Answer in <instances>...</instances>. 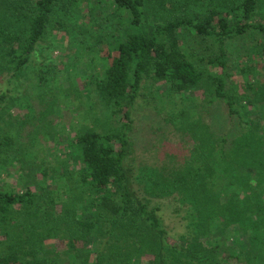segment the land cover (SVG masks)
I'll return each mask as SVG.
<instances>
[{
    "label": "trees",
    "instance_id": "1",
    "mask_svg": "<svg viewBox=\"0 0 264 264\" xmlns=\"http://www.w3.org/2000/svg\"><path fill=\"white\" fill-rule=\"evenodd\" d=\"M226 3L180 13L175 0H0V76L21 74L57 16L87 7L110 22L108 55L92 82L118 118L73 138L81 165L66 177L68 190H0V264H264V240L248 236L264 221V193L255 191L264 170V14L258 0ZM148 82L168 97L204 88L206 105L222 104L239 128L215 133L201 121L205 110L197 116L192 158L164 179L191 210L180 221L152 201L128 162L133 110ZM9 103L0 106L2 121L16 101ZM191 113L167 120L192 131ZM13 137L0 131V146H13ZM63 238V247L53 242ZM140 250L150 257L138 259Z\"/></svg>",
    "mask_w": 264,
    "mask_h": 264
},
{
    "label": "rangeland",
    "instance_id": "2",
    "mask_svg": "<svg viewBox=\"0 0 264 264\" xmlns=\"http://www.w3.org/2000/svg\"><path fill=\"white\" fill-rule=\"evenodd\" d=\"M175 1V11L180 13L191 8L205 9L213 5L210 3L227 6V0ZM258 1L259 19H263L264 0ZM104 9L105 4L102 5L103 12ZM93 12L84 7L68 17H55L47 35L38 44V56H32L21 74L0 76V95L6 94L7 100L0 106H7L11 99L16 101L10 115L4 114L5 120H0V131L10 132L15 140L13 146H0V190L24 192L29 189L34 193L44 188L60 189L59 192L68 190L66 177L74 176L81 165L78 149L72 145L73 138L86 128L104 132L118 121L111 117L108 105L98 96L92 82L104 68L103 57L108 55L107 43L110 42L108 29L112 27L110 22ZM236 56L234 54L233 59ZM258 66H263L261 61ZM39 67L46 74L43 82L38 76ZM143 92L133 110L135 131L128 162L134 165L143 190L152 193V201L161 204L166 213L168 209V217L180 221L187 218L191 210L173 199L167 191L172 187L164 179L192 158L195 143L192 134L199 129L197 116L205 110L201 121L215 133L235 135L239 128L228 119L222 104L206 105L205 89L199 86L191 94L168 97L161 83L148 82ZM183 108L193 111L189 117L192 131L167 120L174 111ZM255 191L264 193V170L257 178ZM75 194L71 193L73 200L78 199ZM176 195L180 196L179 193ZM260 202L264 210V199ZM58 204L56 209L61 211ZM175 207L178 211L174 214ZM177 225L178 222H169L170 227ZM260 225L259 232L248 233L250 239L259 233L264 240V221ZM62 241L63 245L59 240L53 242L63 247L64 238ZM84 250L78 249L83 253ZM137 257L146 259L150 256L140 250Z\"/></svg>",
    "mask_w": 264,
    "mask_h": 264
}]
</instances>
